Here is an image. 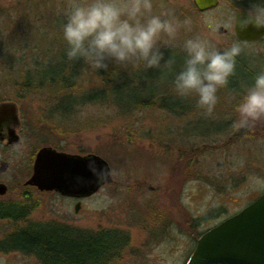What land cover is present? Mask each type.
<instances>
[{"label": "rangeland", "instance_id": "1", "mask_svg": "<svg viewBox=\"0 0 264 264\" xmlns=\"http://www.w3.org/2000/svg\"><path fill=\"white\" fill-rule=\"evenodd\" d=\"M164 2L181 18L192 16L194 31L221 48L230 45L232 29L222 21H226L232 0H221L218 7L204 13L196 11L192 0ZM66 4L67 0H0V99H19V115L27 123V135L20 146L0 147L1 154L9 158V181L25 191L22 183L31 174L33 153L56 144L67 153L100 156L114 169V176L123 174L135 187L105 184L81 201L78 212H74L76 201L72 198L33 190L25 216L33 223L125 233L129 246L120 260L109 264H185L193 249L190 243L198 235L264 193V120L257 121L249 133L233 128V121L239 118L236 105L246 92L239 72L219 88V100L211 115L197 107L195 94L188 98L176 95L173 80L184 61L180 47L161 49L164 60L174 58L172 70L163 60L157 68L109 65L108 70H116L114 75L122 79L126 102L130 94L151 101L149 108L133 116L116 115L109 101L78 105L70 113L68 104H61L58 110L50 96L56 92L48 87L46 92L17 98L13 83L23 80L34 64L42 65L34 70L46 72L55 65L56 72L71 74L72 63L66 56L61 29ZM220 27L227 33L219 34ZM243 45L238 57L254 70L264 71V39ZM78 60L77 78L68 76V84H77L72 90L76 96L110 90L102 77L105 74L97 73L104 69L96 70L83 58ZM58 83L60 86L61 78ZM240 89L244 93L238 97L235 93ZM54 112L67 115L58 118ZM142 183L156 190L139 188ZM21 211L10 206L3 213ZM178 213L182 215L176 219V232L167 224ZM185 214L199 220L193 219L192 225L185 227ZM13 229L12 224L0 219V241ZM0 264L36 262L16 252L0 251Z\"/></svg>", "mask_w": 264, "mask_h": 264}, {"label": "clouds", "instance_id": "2", "mask_svg": "<svg viewBox=\"0 0 264 264\" xmlns=\"http://www.w3.org/2000/svg\"><path fill=\"white\" fill-rule=\"evenodd\" d=\"M63 16L67 58H83L96 70H107L110 64L157 68L162 60L172 70L174 58L164 60L161 49L180 47L184 61L175 72L174 91L182 98L195 94L197 107L208 115L213 114L218 90L228 84L244 50L239 33H264V0H232L222 22L235 38L224 48L194 31L192 16L181 18L164 0H67ZM236 111V129L264 120V71L247 86Z\"/></svg>", "mask_w": 264, "mask_h": 264}, {"label": "trees", "instance_id": "3", "mask_svg": "<svg viewBox=\"0 0 264 264\" xmlns=\"http://www.w3.org/2000/svg\"><path fill=\"white\" fill-rule=\"evenodd\" d=\"M71 63L72 65L70 66L73 69L70 75L67 72L63 74H60V71L56 72L55 65H51L46 72L38 69L34 70L42 67L41 64H34V68L26 73L23 80L13 83L18 90V93L16 92L15 94L16 97L23 98L27 94L40 92L45 87H48L56 92L50 95L56 102V108L60 110L59 105L68 104L69 113L70 110L72 112L75 106L87 103H101L103 101H109L116 115L133 116L137 112H142L149 108L147 103H150V100H140L135 98L133 94L128 97V102L125 101L126 97L123 94L125 87L121 84L122 79L120 76L114 75L116 70L109 71L104 69L105 71L103 72H97L105 74L102 77L110 85V90H92L76 96L72 90L77 84L72 82L68 84L70 82L68 76L77 78L79 60H71ZM236 67H238V70L235 72L241 73L239 82L244 86L243 89H247V86L253 83L258 71L254 70L248 62L243 61L239 57H237ZM30 76H32V79ZM60 78L61 85L59 86L58 81ZM48 92L51 93V91ZM242 92L244 93L240 89L235 94L239 97ZM70 100H73V102L70 103ZM0 101L3 100L0 99ZM16 102H19V99ZM56 115L58 118H63L67 114L58 112ZM227 126L232 128L230 123ZM241 129H243L241 131L244 133L251 131V128L247 127ZM49 146L56 147L57 145L50 144ZM16 208L23 209V211L17 212V214L5 212L0 216V219L8 221L15 228L0 241V251L4 253H19L27 258L34 259L36 264H109L120 258L122 252L130 244L127 235L112 230L89 232L77 230L66 225L29 222L25 216L27 209L24 206H16Z\"/></svg>", "mask_w": 264, "mask_h": 264}, {"label": "water", "instance_id": "4", "mask_svg": "<svg viewBox=\"0 0 264 264\" xmlns=\"http://www.w3.org/2000/svg\"><path fill=\"white\" fill-rule=\"evenodd\" d=\"M220 0H192L197 12L216 8ZM219 34L227 33L223 27ZM233 33V32H232ZM234 37V35H233ZM264 33L242 32V43L259 41ZM235 38V37H234ZM0 118H18L14 102L0 103ZM0 171L6 169L2 161ZM112 182L108 163L98 155H77L52 147L40 148L35 156L32 174L26 185L41 192H58L68 197L84 198ZM0 193H4L1 189ZM80 203L74 211L78 212ZM186 264H264V194L240 212L205 232Z\"/></svg>", "mask_w": 264, "mask_h": 264}, {"label": "flooded vegetation", "instance_id": "5", "mask_svg": "<svg viewBox=\"0 0 264 264\" xmlns=\"http://www.w3.org/2000/svg\"><path fill=\"white\" fill-rule=\"evenodd\" d=\"M17 114H18V118H0V147H1V145H4L6 147H17V146H20L22 144V142L25 140V137L27 135V132H26L27 131V123H25V121H23V119L20 118L19 109L18 108H17ZM158 139L160 140L161 138H158ZM42 147H44V146H42ZM55 149L58 150L57 147ZM37 151L35 153H33V155H34L33 156V162H34L35 155H36ZM2 161L6 164V169L4 171H2V172L0 171V186H2L1 189H4V193L3 194L0 193V216L10 206H12V207L24 206V208H26L28 210L30 208L29 196L32 194L33 190H35V191L37 190L39 193H42V194H51L52 193V194H58V195L64 197V195H61L60 193L55 192V191H52V192H41L34 186L26 185L25 183H26L27 180H25L22 183L23 188H25V191H23V190L20 191L18 186L14 187L13 184L9 181V176L8 175L10 174V171H11L9 158L5 157L0 152V169L2 167V163H1ZM33 162H32V166H33ZM188 166L185 165V168H187ZM110 171H111L112 182L109 185H114V184L118 185V184H120L122 187H125V188H133V187H135V184H134L133 180L124 178L125 176L123 174L120 177H118L116 175L114 176L115 171H114V169L111 166H110ZM31 173H32V169H31ZM138 187L142 188V189L143 188H147V190H150V191H155L156 190L155 187H153L151 185H146L145 183L139 184ZM95 194H93V195H95ZM92 196H90V197H92ZM70 198H72L73 200L76 201L75 204L79 202L80 205H81V201L83 200L81 198H76V197H70ZM223 213L224 212L220 213L219 216L222 215ZM234 214H236V213L234 212L233 215ZM181 215L182 214L178 213L176 216L174 215V216H171L169 218L167 226L170 227V230L172 229V230H175L177 232L178 222H177L176 219L178 218V216H181ZM233 215L231 214V216H233ZM185 216H186V218H185L186 222L184 224H187V226H185V227L191 226L193 219H195L197 221L199 220V218H197V217H195V218L188 217L187 214H185ZM231 216H229V217H231ZM154 217H153V219H157V217H155V218ZM229 217L227 216V218H229ZM227 218H225V219H227ZM225 219H223L221 221H218L214 226L218 225L219 223H221ZM189 222H191V224ZM151 229L152 228H150L149 230H151ZM208 229H210V228H208ZM207 230H205L204 232H206ZM112 231H114V230H112ZM163 231H165V230H163ZM117 232H120V233L126 235L125 233H123V232H121L119 230ZM203 233L198 235L196 237V239H194L193 242L190 243V245L191 244L193 245V249H192L190 255L192 254L193 250L196 247V243H197L198 238ZM190 255L188 256V258L190 257ZM188 258H187V260H188ZM120 259H121V257L116 259V261H118Z\"/></svg>", "mask_w": 264, "mask_h": 264}]
</instances>
